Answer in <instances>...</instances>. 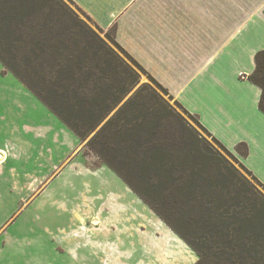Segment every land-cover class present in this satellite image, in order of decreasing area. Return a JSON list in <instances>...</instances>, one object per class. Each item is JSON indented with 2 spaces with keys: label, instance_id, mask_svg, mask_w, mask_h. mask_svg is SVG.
<instances>
[{
  "label": "trees",
  "instance_id": "1",
  "mask_svg": "<svg viewBox=\"0 0 264 264\" xmlns=\"http://www.w3.org/2000/svg\"><path fill=\"white\" fill-rule=\"evenodd\" d=\"M111 28L110 41L174 99ZM254 61L248 79L264 112V48ZM0 62L196 252L193 264H264V195L60 0H0Z\"/></svg>",
  "mask_w": 264,
  "mask_h": 264
},
{
  "label": "rangeland",
  "instance_id": "2",
  "mask_svg": "<svg viewBox=\"0 0 264 264\" xmlns=\"http://www.w3.org/2000/svg\"><path fill=\"white\" fill-rule=\"evenodd\" d=\"M60 1L135 67L110 41L111 27L100 31L72 0ZM135 69L139 83L161 93L192 131L264 195L262 186L241 167L240 146H219L194 115L184 113L145 72ZM79 143L73 131L0 63V264H158L148 252L157 239L158 219L113 171L86 168L74 154ZM81 217L98 218V227L84 229ZM171 243L177 247V264L193 263L190 252Z\"/></svg>",
  "mask_w": 264,
  "mask_h": 264
},
{
  "label": "crops",
  "instance_id": "3",
  "mask_svg": "<svg viewBox=\"0 0 264 264\" xmlns=\"http://www.w3.org/2000/svg\"><path fill=\"white\" fill-rule=\"evenodd\" d=\"M72 1L102 28L114 26L120 46L221 144L229 150L240 146L239 159L264 184L261 90L248 79L255 68V53L264 48V0ZM82 144L80 140L74 154L86 168L112 173L95 154L85 153ZM142 203L159 223L157 239L148 250L156 262H179L171 243L176 241L193 255L194 263L196 252ZM80 222L87 229L98 227L99 219L81 217Z\"/></svg>",
  "mask_w": 264,
  "mask_h": 264
}]
</instances>
